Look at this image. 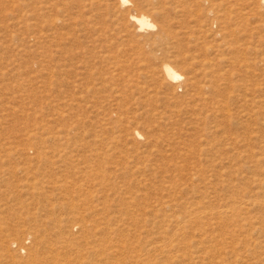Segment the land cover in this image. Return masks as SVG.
<instances>
[{
	"label": "rangeland",
	"instance_id": "rangeland-1",
	"mask_svg": "<svg viewBox=\"0 0 264 264\" xmlns=\"http://www.w3.org/2000/svg\"><path fill=\"white\" fill-rule=\"evenodd\" d=\"M60 221L264 264V0H0V237Z\"/></svg>",
	"mask_w": 264,
	"mask_h": 264
},
{
	"label": "bare ground",
	"instance_id": "bare-ground-1",
	"mask_svg": "<svg viewBox=\"0 0 264 264\" xmlns=\"http://www.w3.org/2000/svg\"><path fill=\"white\" fill-rule=\"evenodd\" d=\"M131 19L141 29L155 26L145 14L132 15ZM164 73L170 80L182 79L170 63L164 64ZM121 230L113 223L93 227L77 222L43 223L13 239L0 237V264H175L166 258L161 246L123 238Z\"/></svg>",
	"mask_w": 264,
	"mask_h": 264
}]
</instances>
